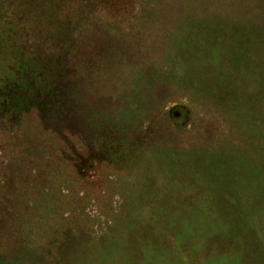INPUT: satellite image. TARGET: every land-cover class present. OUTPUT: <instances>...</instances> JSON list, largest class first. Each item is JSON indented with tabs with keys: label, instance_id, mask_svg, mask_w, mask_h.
<instances>
[{
	"label": "rangeland",
	"instance_id": "obj_1",
	"mask_svg": "<svg viewBox=\"0 0 264 264\" xmlns=\"http://www.w3.org/2000/svg\"><path fill=\"white\" fill-rule=\"evenodd\" d=\"M230 253L264 264V0H0V264Z\"/></svg>",
	"mask_w": 264,
	"mask_h": 264
},
{
	"label": "trees",
	"instance_id": "obj_2",
	"mask_svg": "<svg viewBox=\"0 0 264 264\" xmlns=\"http://www.w3.org/2000/svg\"><path fill=\"white\" fill-rule=\"evenodd\" d=\"M250 36L254 38V33L250 32ZM226 61V60H225ZM223 73V69L222 72ZM257 73V72H256ZM258 88L262 89V86L260 83H258ZM237 89H241L240 86ZM189 212V211H187ZM177 214V213H174ZM225 215L224 213L221 214V216ZM226 219L223 221L222 225H226V229L230 231L231 225L233 224L231 221H229V215H225ZM135 227V226H134ZM132 224L130 222L126 223V228H129L130 230L134 229ZM121 238L119 236L112 237V239L107 240L106 246L102 247L99 256H101L104 260H110L112 259L115 261L116 258L121 257V254H125L126 250L122 246ZM68 259H71L70 256H68ZM122 260V257L120 258ZM237 260V257L235 255H232V253L225 255L224 257H219L218 259H214L213 262L210 264H235ZM85 261V260H84ZM117 261V260H116ZM27 262H24L22 260V264H25ZM29 263V262H28ZM32 263V262H30ZM83 264H89L88 262H84Z\"/></svg>",
	"mask_w": 264,
	"mask_h": 264
}]
</instances>
